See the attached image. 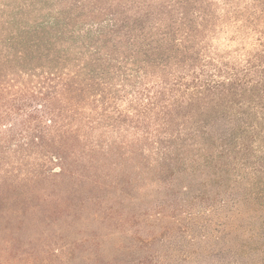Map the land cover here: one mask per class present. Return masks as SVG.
I'll return each mask as SVG.
<instances>
[{
  "label": "trees",
  "instance_id": "1",
  "mask_svg": "<svg viewBox=\"0 0 264 264\" xmlns=\"http://www.w3.org/2000/svg\"><path fill=\"white\" fill-rule=\"evenodd\" d=\"M70 191L150 227L86 264H264V0H0V198Z\"/></svg>",
  "mask_w": 264,
  "mask_h": 264
},
{
  "label": "rangeland",
  "instance_id": "2",
  "mask_svg": "<svg viewBox=\"0 0 264 264\" xmlns=\"http://www.w3.org/2000/svg\"><path fill=\"white\" fill-rule=\"evenodd\" d=\"M14 194H3L0 198V264H86L88 258L133 256L132 253L136 255L138 251L131 248L127 236L139 234L145 237L150 228L135 214L138 205L130 202L128 196L123 199L124 204H116V210L129 223L118 225L101 224L92 219L95 212L106 215L108 211L104 203L93 202L86 193L78 196L71 191L60 195ZM95 195L99 196L96 192ZM117 198L110 196L109 200L116 202L119 201ZM82 199L85 205L79 209ZM81 212H88V216ZM218 214L224 222V212ZM103 220L105 222L106 218ZM196 230L198 234L203 233L199 225ZM204 232L210 237L217 234L211 229ZM204 242L209 243L198 240L194 247H201ZM222 248L224 239L220 238L212 251L216 256L211 259L224 260ZM196 257L198 261L202 260ZM186 264H192V261L189 259Z\"/></svg>",
  "mask_w": 264,
  "mask_h": 264
}]
</instances>
